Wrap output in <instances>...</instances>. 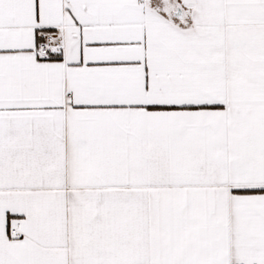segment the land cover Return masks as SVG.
Here are the masks:
<instances>
[{
    "label": "snow or ice",
    "instance_id": "1",
    "mask_svg": "<svg viewBox=\"0 0 264 264\" xmlns=\"http://www.w3.org/2000/svg\"><path fill=\"white\" fill-rule=\"evenodd\" d=\"M0 264H264V0H0Z\"/></svg>",
    "mask_w": 264,
    "mask_h": 264
}]
</instances>
